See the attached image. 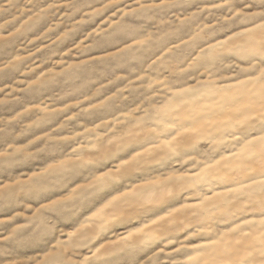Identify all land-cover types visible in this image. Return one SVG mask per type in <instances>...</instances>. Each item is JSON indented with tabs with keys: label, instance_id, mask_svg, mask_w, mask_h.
<instances>
[{
	"label": "rangeland",
	"instance_id": "374dc122",
	"mask_svg": "<svg viewBox=\"0 0 264 264\" xmlns=\"http://www.w3.org/2000/svg\"><path fill=\"white\" fill-rule=\"evenodd\" d=\"M0 264H264V0H0Z\"/></svg>",
	"mask_w": 264,
	"mask_h": 264
}]
</instances>
